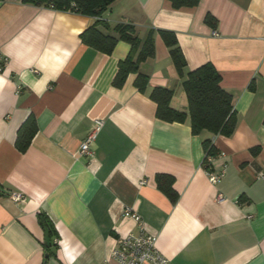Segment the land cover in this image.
<instances>
[{"label":"crops","instance_id":"1","mask_svg":"<svg viewBox=\"0 0 264 264\" xmlns=\"http://www.w3.org/2000/svg\"><path fill=\"white\" fill-rule=\"evenodd\" d=\"M210 16V22L207 17ZM98 25L116 40L110 54L81 34L97 19L26 0H0V264H118V239L138 233L132 209L158 236L169 264H264V0H116ZM142 44L135 52L118 27ZM160 30L174 32L186 65L175 67ZM153 32L155 55L142 62L144 92L119 64L137 57ZM216 34V35H215ZM210 63L232 97L230 136L192 132L157 117V87L189 114L184 82ZM37 132L26 152L16 141L29 117ZM104 122L90 156L82 143ZM215 154L204 167V142ZM208 171L221 175L212 184ZM174 178L177 203L158 187ZM20 193L27 202H15ZM223 199L220 200L219 196ZM51 243V246H47Z\"/></svg>","mask_w":264,"mask_h":264},{"label":"trees","instance_id":"2","mask_svg":"<svg viewBox=\"0 0 264 264\" xmlns=\"http://www.w3.org/2000/svg\"><path fill=\"white\" fill-rule=\"evenodd\" d=\"M37 5H46L63 12H72L97 19V24L81 34L82 41L103 53L110 54L116 40L103 34L98 25L102 15L108 11L116 0H26ZM174 8L194 7L199 0H170ZM210 22V16L207 17ZM123 38L132 45V51L138 50L142 42L131 35L133 28L129 25L118 27ZM160 35L165 44L171 48V56L177 69L182 70L186 61L179 47H177L174 32L160 30ZM155 55V42L153 32L145 39L137 57L128 56L119 64V72L114 80L116 87H121L130 74H137L135 86L144 92L148 83V77L139 73L142 62ZM221 75L216 68L207 63L188 75L184 82V89L188 98L189 114L178 111L171 106L173 92L166 88L157 87L151 93V99L157 104V117L166 122L184 123L190 118L192 132L199 134L207 130L214 135L230 136L235 128V111L232 97L221 87ZM37 132L36 119L29 117L18 132L16 146L21 152H26ZM204 150L209 155L215 154L211 141H205ZM174 178L166 175L157 177V184L173 203H177L179 195L173 189ZM51 246V243L47 245Z\"/></svg>","mask_w":264,"mask_h":264},{"label":"built area","instance_id":"3","mask_svg":"<svg viewBox=\"0 0 264 264\" xmlns=\"http://www.w3.org/2000/svg\"><path fill=\"white\" fill-rule=\"evenodd\" d=\"M216 35V34H215ZM6 58L0 53V73L6 67ZM104 122L97 120L92 131L88 134L85 141L82 143L79 155L90 156L92 153V145L103 128ZM211 156L206 153L204 167L208 168L211 161ZM208 178L212 184H217L223 176L208 171ZM12 199L15 202L25 203L27 198L20 193L12 194ZM222 200V195L219 196ZM124 216L134 219L139 227V232L129 233L125 237L119 238L116 248L111 254V258L118 264H169L168 259L160 252L158 248V236L148 230L146 222L134 212L132 209H126ZM103 264H109L105 261Z\"/></svg>","mask_w":264,"mask_h":264}]
</instances>
